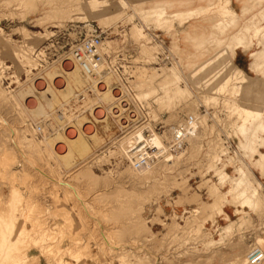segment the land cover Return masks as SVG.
I'll use <instances>...</instances> for the list:
<instances>
[{
  "label": "rangeland",
  "instance_id": "rangeland-1",
  "mask_svg": "<svg viewBox=\"0 0 264 264\" xmlns=\"http://www.w3.org/2000/svg\"><path fill=\"white\" fill-rule=\"evenodd\" d=\"M231 1L0 0V264H248L264 249V0ZM90 33L123 98L95 122L99 81L33 120L19 91ZM236 47L253 61L247 76ZM187 115L199 128L182 149L132 168ZM83 116L99 141L83 135L94 156L68 170L55 145Z\"/></svg>",
  "mask_w": 264,
  "mask_h": 264
},
{
  "label": "bare ground",
  "instance_id": "bare-ground-1",
  "mask_svg": "<svg viewBox=\"0 0 264 264\" xmlns=\"http://www.w3.org/2000/svg\"><path fill=\"white\" fill-rule=\"evenodd\" d=\"M104 50H105V47L103 48V51ZM31 63H33V62H31ZM58 67L59 66L51 67L49 69V71L46 72V75L43 76V77L41 76L40 80L35 83V86L33 84V87L31 86V87H29V88H27L25 90L19 91V95L22 98H24L26 94H30V95L32 94L31 98L26 101L25 107H26L27 111L29 112L30 116L33 118V120L38 119V118H40L42 116L49 115V111L47 110V107L45 106L44 103H46V105L48 103L49 107H52V105L54 103L55 104L58 103L59 106L61 107L64 104H67L72 97H76L77 98V96H80L81 93H83V95H84L83 98H84L85 97L86 88L93 86V89H94L95 88L94 85H96L100 81L101 83L102 82L103 83L101 85H99L100 84L99 83L97 86H98V89L101 91V94H100L101 95L100 96L101 105L99 104L100 105V106H98V108L100 107L99 109L98 108L92 109L93 110L92 113H93V117H94L93 119L95 120V122H105L106 119H107V113L106 112H108L109 110H110V112H112L111 108H112V104L114 103V101L115 100L116 101L117 100H121L123 98L121 89L116 90L113 86L111 87V83L115 79V77H114L115 74L112 71L104 68L103 66L96 73H93V74L85 73L81 69V67L79 66V64L76 61V59L72 56V54L67 60H65L61 64L60 67L62 69L61 70L62 73L60 75L58 74V69H57ZM235 68L240 73L245 74L243 70H241V69H239L237 67H235ZM100 77H101L102 80L99 79ZM246 78H248V77H246ZM246 81H248V80L246 79ZM238 84H239V81H238ZM115 87H116V85H115ZM89 89H92V88H89ZM34 90H37L39 92V96L34 94V92H33ZM83 98H81V99H83ZM123 101H125V100L123 99ZM123 105H126V104H123ZM55 113L56 112L53 109L52 114H53L54 118H56L58 120L59 125L63 124V122L65 120L64 119V112H61V114H58V115H57V113L56 114ZM58 113H60V112H58ZM83 135L86 136V137H89L90 139H92L95 144L98 143L97 142L98 139L96 138L97 136H96V133H95V124H94V122L90 121V120H86V118L84 116L80 120H78L76 123L67 126V128L65 130V136H66V140L67 141H64V139L61 138V134L60 133L57 134V135H54L56 137L53 136L54 138L52 137L51 142L49 141L51 146H52V144H54L55 140H57V139L60 140V138H61L62 141L66 142V143L57 142V144L55 145V149L53 148L55 150V153H56L55 154L56 159L59 160V162L62 164V166L64 168H66L68 170H70L71 168L73 169V167H75V166H77L79 164H83V163L87 162L90 159V157L92 156V154L94 153L92 145L88 142L87 138L83 137ZM63 137H64V135H63ZM115 137L116 136H114V140H115ZM100 138H101V136H100ZM96 147H98V146H96ZM156 147L160 148V147H162V145L156 143L155 146L152 147V148H156ZM63 149H65V150L63 151ZM96 149L97 148H95V150ZM261 154L264 156L263 152H261ZM93 156H94V154H93ZM148 167L149 166H145V167L140 168L139 170L145 169V168H148ZM244 175H245V173H242L241 177L234 183V185L232 187H230L228 189V194H230V195L235 197L236 195H244L246 193ZM61 183L65 184V185L66 184L69 185V183H67V182H62L61 181ZM75 190L76 189H74V191ZM253 194H254V192H253ZM262 261L259 264H261Z\"/></svg>",
  "mask_w": 264,
  "mask_h": 264
},
{
  "label": "built area",
  "instance_id": "built-area-1",
  "mask_svg": "<svg viewBox=\"0 0 264 264\" xmlns=\"http://www.w3.org/2000/svg\"><path fill=\"white\" fill-rule=\"evenodd\" d=\"M103 43L100 34L90 33L84 35L71 49L72 56L76 59L79 66L85 73H96L104 64L106 69L119 74V67L112 63L111 59L105 58L102 50ZM123 81V78H121ZM123 85L128 82H122ZM125 86V85H124ZM125 87V88H126ZM198 124L192 115H187L178 123L169 127L165 135V145L160 148H150L149 143L145 144L133 157L132 168L140 169L157 163L158 159L171 152H176L185 146L188 138L197 134ZM163 159V158H162ZM264 259V251L259 246L251 247L247 255L248 264H259Z\"/></svg>",
  "mask_w": 264,
  "mask_h": 264
},
{
  "label": "crops",
  "instance_id": "crops-1",
  "mask_svg": "<svg viewBox=\"0 0 264 264\" xmlns=\"http://www.w3.org/2000/svg\"><path fill=\"white\" fill-rule=\"evenodd\" d=\"M231 2H232V5H233V7L235 9H237L239 11L241 9L244 10V5L241 3V1H239V0H232ZM250 58L251 57H250L249 53H245L241 47H236L235 48V53H234V56H233V61L235 63H236V61L237 62L238 61L241 62L240 65H239L240 66L239 68H241V70H243L244 73H248L251 70L250 69V64H252L253 61L251 62V59ZM225 208H227V206H225L224 209ZM229 209H230L231 212L233 211V209H231L230 207H229ZM262 250L264 251L263 248H262ZM241 261H242V259L240 260V262ZM39 264H44V260L41 257L39 258Z\"/></svg>",
  "mask_w": 264,
  "mask_h": 264
}]
</instances>
